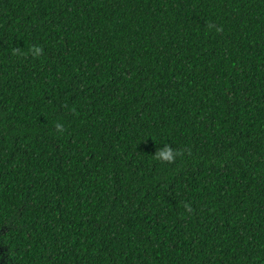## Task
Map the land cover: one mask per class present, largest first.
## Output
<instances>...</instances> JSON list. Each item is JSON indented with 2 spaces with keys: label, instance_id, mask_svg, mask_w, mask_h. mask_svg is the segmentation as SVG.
Segmentation results:
<instances>
[{
  "label": "trees",
  "instance_id": "obj_1",
  "mask_svg": "<svg viewBox=\"0 0 264 264\" xmlns=\"http://www.w3.org/2000/svg\"><path fill=\"white\" fill-rule=\"evenodd\" d=\"M0 229L12 264H264V0H0Z\"/></svg>",
  "mask_w": 264,
  "mask_h": 264
},
{
  "label": "clouds",
  "instance_id": "obj_2",
  "mask_svg": "<svg viewBox=\"0 0 264 264\" xmlns=\"http://www.w3.org/2000/svg\"><path fill=\"white\" fill-rule=\"evenodd\" d=\"M40 51L41 50L38 46H34L32 49V54L34 56L38 55L40 53ZM56 127H57V129H60L61 125L56 124ZM177 154L178 153L175 152L169 144L164 143L161 147L156 148L153 155L158 160L171 162L174 159L175 155H177Z\"/></svg>",
  "mask_w": 264,
  "mask_h": 264
},
{
  "label": "flooded vegetation",
  "instance_id": "obj_3",
  "mask_svg": "<svg viewBox=\"0 0 264 264\" xmlns=\"http://www.w3.org/2000/svg\"><path fill=\"white\" fill-rule=\"evenodd\" d=\"M1 231V229H0ZM0 264H12V260L9 257L8 250L0 242Z\"/></svg>",
  "mask_w": 264,
  "mask_h": 264
},
{
  "label": "water",
  "instance_id": "obj_4",
  "mask_svg": "<svg viewBox=\"0 0 264 264\" xmlns=\"http://www.w3.org/2000/svg\"><path fill=\"white\" fill-rule=\"evenodd\" d=\"M4 249H5V246H4Z\"/></svg>",
  "mask_w": 264,
  "mask_h": 264
}]
</instances>
